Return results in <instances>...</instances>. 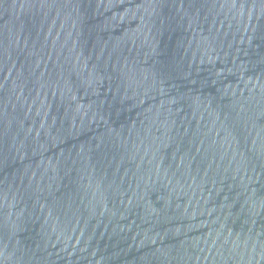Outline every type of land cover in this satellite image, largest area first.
Listing matches in <instances>:
<instances>
[{
	"label": "water",
	"instance_id": "95a60500",
	"mask_svg": "<svg viewBox=\"0 0 264 264\" xmlns=\"http://www.w3.org/2000/svg\"><path fill=\"white\" fill-rule=\"evenodd\" d=\"M0 264H264V0H0Z\"/></svg>",
	"mask_w": 264,
	"mask_h": 264
}]
</instances>
